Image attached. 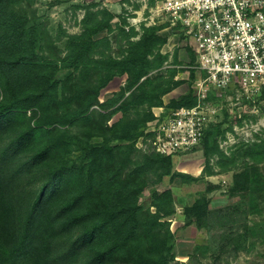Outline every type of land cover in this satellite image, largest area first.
I'll return each mask as SVG.
<instances>
[{
    "label": "trees",
    "instance_id": "obj_1",
    "mask_svg": "<svg viewBox=\"0 0 264 264\" xmlns=\"http://www.w3.org/2000/svg\"><path fill=\"white\" fill-rule=\"evenodd\" d=\"M34 2L0 0V264H169L173 235L168 229L163 233L161 216L145 225L143 215L150 212L139 204L146 186L142 173L121 168L118 162L128 163V156L121 159L118 148L110 144L115 137L135 144L155 113L150 112L139 129L140 123L109 127L108 115L96 112L93 133L103 137L102 144L80 141L64 127L91 123L90 107L100 103V89L117 74L127 75L129 90L136 86L123 107L147 102L152 109L164 107L167 114L197 104L194 80L181 99L163 102L170 88H163L162 76H150L152 67L159 68L166 58L161 49L168 38L157 27L146 29L138 41H128L120 57L103 53L95 57V48L97 52L108 45L97 39L103 29L111 28L114 15L108 10L99 12L105 15L102 20H85L82 34L69 37V54L61 57L60 50L53 49L54 58H48L36 49L40 30L28 26L26 7ZM191 57L195 64L193 52ZM63 69L69 71L58 80ZM190 75L195 79V70ZM115 126L117 136H108ZM215 128L224 136L233 130L230 125L227 129L212 124L198 148L207 146ZM82 142L81 154L74 160L71 149ZM155 155L161 156L155 160L169 173L172 156ZM13 171L37 179V187L16 198L8 181ZM231 193H259L264 201V180L247 166L234 175ZM256 198L250 197V202ZM167 200L171 201L170 192L155 195L157 211ZM185 211L189 219L201 223L207 201L199 199Z\"/></svg>",
    "mask_w": 264,
    "mask_h": 264
},
{
    "label": "rangeland",
    "instance_id": "obj_2",
    "mask_svg": "<svg viewBox=\"0 0 264 264\" xmlns=\"http://www.w3.org/2000/svg\"><path fill=\"white\" fill-rule=\"evenodd\" d=\"M155 9L156 0H35L30 8L26 7L31 19L28 26L36 25L40 30L36 49L48 58H54L53 49H59L61 57L69 54V37L84 32L85 20L92 23L96 19L102 20L105 15L100 11H110L114 19L110 22L111 28L103 29L98 36L100 41H108V45L101 46L97 52L95 48V57L100 53L120 57L122 50L127 49L128 41H138L148 28H159L160 35L168 38L161 49L166 58L159 68L152 67L150 76L163 77V88L170 89L162 99L168 104L171 100L181 99L191 89V80H195L190 75L194 70L193 51L185 37L167 29L168 24H160L161 19ZM154 57L149 56L150 60ZM68 71L58 72L57 79H64ZM127 82V75H115L100 89V103L89 109L93 121L65 126L67 133L80 141L102 144L103 137L93 133L96 131V112L108 115L109 127L121 122L125 123L124 126L140 123L141 129L150 112L157 113L160 107L152 109L147 102L123 107L131 90L136 87L129 90ZM262 93L263 89L237 105L224 103L213 125L220 123L227 129L230 125L233 130H227L224 136L220 129L215 128L207 146L203 144L189 153L170 157L169 173L165 164L155 160L158 156L154 152L149 149L146 152L137 146L138 139L135 144L117 137L110 142L112 147L118 148L121 159L128 156L125 160L128 163L119 161L118 165L127 167L128 173L136 168L145 180L146 186L139 197L143 211L150 212V215H143L145 225H151L155 216H161L160 221L165 223L161 227L163 233L169 230L173 235L169 264H264V201L259 193H251L252 196L231 193L234 175L247 166H251L254 173L264 180ZM231 94L233 92L228 91L227 96ZM118 132L119 128L115 126L108 136H117ZM83 146L84 142L73 145L70 157L77 160ZM9 177L12 194L16 198L26 196L38 184L35 182L37 179L28 174L13 171ZM164 192H170L171 201H165L163 210L157 211L155 195ZM250 197H257L256 203H251ZM199 199H205L208 206L201 223L189 219L185 211ZM168 211L171 213L164 216Z\"/></svg>",
    "mask_w": 264,
    "mask_h": 264
},
{
    "label": "built area",
    "instance_id": "obj_3",
    "mask_svg": "<svg viewBox=\"0 0 264 264\" xmlns=\"http://www.w3.org/2000/svg\"><path fill=\"white\" fill-rule=\"evenodd\" d=\"M155 10L195 54L197 104L168 114L160 107L137 146L175 156L201 145L224 103L237 105L264 89V0H156Z\"/></svg>",
    "mask_w": 264,
    "mask_h": 264
},
{
    "label": "crops",
    "instance_id": "obj_4",
    "mask_svg": "<svg viewBox=\"0 0 264 264\" xmlns=\"http://www.w3.org/2000/svg\"><path fill=\"white\" fill-rule=\"evenodd\" d=\"M171 39V38H170ZM165 49V48H164Z\"/></svg>",
    "mask_w": 264,
    "mask_h": 264
}]
</instances>
